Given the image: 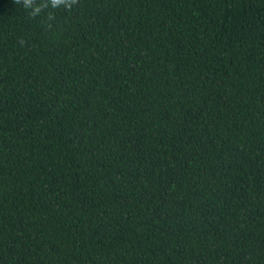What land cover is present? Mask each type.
<instances>
[{"label": "trees", "instance_id": "trees-1", "mask_svg": "<svg viewBox=\"0 0 264 264\" xmlns=\"http://www.w3.org/2000/svg\"><path fill=\"white\" fill-rule=\"evenodd\" d=\"M29 12L0 0V264H264V0Z\"/></svg>", "mask_w": 264, "mask_h": 264}, {"label": "clouds", "instance_id": "clouds-1", "mask_svg": "<svg viewBox=\"0 0 264 264\" xmlns=\"http://www.w3.org/2000/svg\"><path fill=\"white\" fill-rule=\"evenodd\" d=\"M22 2L25 9H30L29 15L35 17L40 14L43 9L48 8L49 4L52 8H59L63 5L65 9L70 10L78 0H42L40 4H36L35 0H22ZM14 3L20 4L21 0H14ZM51 18V15H49V19Z\"/></svg>", "mask_w": 264, "mask_h": 264}]
</instances>
